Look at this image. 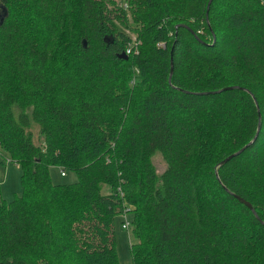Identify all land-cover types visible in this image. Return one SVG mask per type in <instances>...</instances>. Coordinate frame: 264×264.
<instances>
[{"label": "trees", "instance_id": "obj_1", "mask_svg": "<svg viewBox=\"0 0 264 264\" xmlns=\"http://www.w3.org/2000/svg\"><path fill=\"white\" fill-rule=\"evenodd\" d=\"M0 146V264H264V0H0Z\"/></svg>", "mask_w": 264, "mask_h": 264}, {"label": "rangeland", "instance_id": "obj_2", "mask_svg": "<svg viewBox=\"0 0 264 264\" xmlns=\"http://www.w3.org/2000/svg\"><path fill=\"white\" fill-rule=\"evenodd\" d=\"M31 130L36 134L37 128L32 125ZM154 163L158 171L164 168V160L162 159L160 152H157L153 156ZM65 174L62 175L61 172ZM51 180L55 183H66L76 180V171L71 167H61L58 165H51L50 169ZM22 191L21 185V169L18 165L10 159V156L6 150L0 146V196L6 201L11 200L16 194H20ZM131 212H126V217H131ZM123 213H118L114 219L115 229V245L117 254L119 257V264H133L130 242L133 240L131 227H122V221L124 220Z\"/></svg>", "mask_w": 264, "mask_h": 264}, {"label": "water", "instance_id": "obj_3", "mask_svg": "<svg viewBox=\"0 0 264 264\" xmlns=\"http://www.w3.org/2000/svg\"><path fill=\"white\" fill-rule=\"evenodd\" d=\"M210 2H211V0H209V3H210ZM83 42H84V44H85V40H84ZM121 55H122L123 57H127V55H126L125 53H122ZM171 75H172V67L170 68L169 79L171 78ZM259 129H260V122H258L257 132H256V134H255V137L257 136ZM255 137H254V138H255ZM243 148H244V147H243ZM243 148H240V149H238L237 151H235V152H233V153L227 155L224 159L221 160V163H223V162H225L226 160H228L232 155H234V154L240 152ZM238 197H239V199H240L241 201H243L244 203H246V204L252 209L253 212H255V210L253 209V207H252V205H251V203H250L249 201H247L246 199H244V198L241 197V196H238Z\"/></svg>", "mask_w": 264, "mask_h": 264}, {"label": "built area", "instance_id": "obj_4", "mask_svg": "<svg viewBox=\"0 0 264 264\" xmlns=\"http://www.w3.org/2000/svg\"><path fill=\"white\" fill-rule=\"evenodd\" d=\"M131 50H130V48H128L127 49V52H130ZM65 172L64 171H62L61 172V174L63 175ZM127 211H129L128 210V207H124L123 208V211H122V213H123V215H124V220L122 221V227H124V228H128L129 227V225H130V219H128L127 217H126V212Z\"/></svg>", "mask_w": 264, "mask_h": 264}, {"label": "crops", "instance_id": "obj_5", "mask_svg": "<svg viewBox=\"0 0 264 264\" xmlns=\"http://www.w3.org/2000/svg\"><path fill=\"white\" fill-rule=\"evenodd\" d=\"M64 175V174H63Z\"/></svg>", "mask_w": 264, "mask_h": 264}]
</instances>
